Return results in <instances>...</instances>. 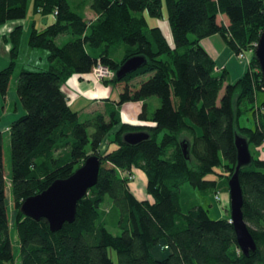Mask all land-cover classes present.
I'll return each mask as SVG.
<instances>
[{
    "label": "trees",
    "instance_id": "16d2710c",
    "mask_svg": "<svg viewBox=\"0 0 264 264\" xmlns=\"http://www.w3.org/2000/svg\"><path fill=\"white\" fill-rule=\"evenodd\" d=\"M86 1L82 8L89 3L95 14L91 22L67 0H32L33 11L53 14L54 22L42 30L33 25L28 37V47L47 51L49 63L47 70L22 69L16 79L23 114L8 127V179L0 133V264H114L108 249L115 252L116 264H264V160L256 152L264 143V97L257 107L263 84L252 45L264 30V0H165L173 48L145 17L161 18V0ZM28 2L0 0V25L25 19ZM218 14L227 17V26L217 23ZM21 33L18 25L6 38L10 59L0 70L1 98L17 65ZM63 35L71 40L57 46L56 38ZM212 35H220L235 56L251 52L248 69L232 84L200 45ZM134 56L143 57L144 64L116 78L117 69ZM98 63L114 73L103 83L122 84V89L116 102L108 101L102 113L80 122L62 87L73 75L90 74ZM143 76L148 77L132 84ZM149 97L159 100L150 115ZM127 102H142L141 124L121 122L120 108ZM248 111L253 129L239 127V117ZM132 132L146 133L148 139L128 145L123 136ZM235 135L247 141L252 158L239 170L243 218L256 244L249 256L238 248L230 218L209 219L196 195L228 192L236 166ZM105 140L108 147L102 151ZM92 155L100 160L98 180L78 201L73 222L53 233L46 220L20 212L27 198L68 178ZM133 168L144 173L152 203L130 191ZM211 174L219 178L207 179ZM7 182L16 210L12 224ZM108 225L120 234L113 235Z\"/></svg>",
    "mask_w": 264,
    "mask_h": 264
},
{
    "label": "rangeland",
    "instance_id": "374dc122",
    "mask_svg": "<svg viewBox=\"0 0 264 264\" xmlns=\"http://www.w3.org/2000/svg\"><path fill=\"white\" fill-rule=\"evenodd\" d=\"M67 1L69 2L73 11L82 13L84 16L83 11L85 10V8H82L83 0H67ZM85 2H87V1L85 0ZM161 5H162L161 6V14H162L161 21L164 22L167 20V8L165 5V0H161ZM145 17H147V20L149 21V22L147 21L148 24L150 26H153V24L155 23L154 19H151L146 14H145ZM53 22H54V15L53 14L42 15L41 13L34 12L32 9V0H29V2L27 4V15H26L25 19L18 20V21H9V22H6L5 24L0 25V70L3 69L4 67H6L9 63L10 43H9V41H6V38H9V34L12 31V29H14L18 25H21L22 26V32L25 35V34H27L28 30H29V34H30L31 29H32V26H31L32 24H34L38 30H42L47 25H50ZM10 26L12 27V29L11 30L8 29V31H7V27H10ZM5 29H6V31H3ZM23 33H21V38H20L19 54H18L17 59L15 60L17 65L15 66V68L13 70L11 80H10L14 92H15L16 79H17V77H18V75L22 69H26V70H30V71L47 70L48 69V63H49L47 51H45L43 49H38V50L36 49L39 53L38 52L37 53H30V51L32 49H30L28 47L27 42L24 44V46H22L23 44L21 43V40H22ZM70 40H71V37L69 35L59 36L56 38L55 44L57 46H61ZM36 50H33L31 52H34ZM121 57H122L121 53H118L115 55V58L117 60H120ZM243 63L246 64L245 62H243ZM247 69H248V65L246 64V70ZM73 77H75V76H73ZM147 77L148 76H143L139 79H136L132 83L136 84L137 82H139V80H146ZM111 79L112 78H110V79L107 78V79H103L100 81H96V80L95 81L96 82H103L104 80H111ZM69 80L70 79H68L66 81V83L63 85L64 88L67 85V83L69 82ZM104 85H106V84H104ZM106 86L115 88V85H112V84H108ZM263 97H264L263 92L262 93L258 92L256 94V100H257L256 105H257V107H261V104L263 102ZM86 98L87 99H79L74 105H72L73 100H71V109L74 112L78 113L80 122H83L87 119H90L91 117H93L97 113H102L104 111L103 107L100 104V103H103L102 100L95 99L92 101V99H90V97H86ZM96 100H98V101H96ZM126 104L127 105L124 107V110L128 111V109L130 108L128 105H135L136 103L135 102H127ZM145 104L147 105V113H148V115H150L159 106V100L156 97H149L146 99ZM141 105L140 104L138 105L139 109L141 108ZM120 119H121V122L124 124L129 123V122H126L129 120L126 117L125 112L121 111V108H120ZM123 119L126 121H123ZM238 123H239V127L253 129L255 126V120L253 117V112L248 111V112L242 114L239 117ZM132 124H134V123H132ZM136 124H139V123H136ZM198 132L200 133L199 130H198ZM162 135H163V132H161L159 134L158 140H160ZM107 147H108V145H107L106 140H105V142L101 146V150L104 151ZM109 149L112 150L113 149L112 146H109ZM3 151H5V153H6V156L3 158V170H4L5 177L8 179L9 174H10V167H11V164H10V141H9L8 133L3 135ZM258 155H260V153ZM215 171L217 173H221L220 169H216ZM137 172H138V170L133 168L129 173L132 176V181H129V189L135 195V197L138 200H140V201L146 200V201H149L150 203H152L151 197L146 194V190H145L146 189V181L144 184H140L139 180H138V176H137L138 173ZM218 178L219 177L216 176L215 174H211V175L207 176V179L217 180ZM6 192H7L6 193V195H7L6 196L7 211L9 213L10 224H12L14 221V218L16 217V210H15L13 203L11 201V198H10L9 183L8 182H7ZM216 193H219V195H220L219 200L215 199ZM196 195H197V203L200 206H202L205 210L208 211L207 215H208L209 219L217 220V219H228V218H230L229 194H228V192L224 191L223 188L217 189V191L211 192L209 195H199V194H196ZM107 207H108V205L105 206L104 208H107ZM107 229L113 235L120 234L118 229L112 227L111 225H108ZM11 242H12L13 252L15 254V257L18 258V256H19V245L16 241L14 230L11 231ZM157 251H158L157 253L156 252L154 253V254H156L155 256H158V254H160L159 256H161V253H160L161 250L157 248ZM108 255H109L110 259L112 260V262L114 264H116L117 257H116L115 252L112 249H108Z\"/></svg>",
    "mask_w": 264,
    "mask_h": 264
},
{
    "label": "water",
    "instance_id": "95a60500",
    "mask_svg": "<svg viewBox=\"0 0 264 264\" xmlns=\"http://www.w3.org/2000/svg\"><path fill=\"white\" fill-rule=\"evenodd\" d=\"M254 57L258 63L264 94V30L260 33L254 48ZM145 62L140 56H134L126 61L115 72L116 78L120 79L138 70ZM148 139L143 132L127 133L123 140L128 145H136ZM234 145L236 148V166L231 175L227 187L230 202V219L236 243L244 256H249L256 250L255 241L250 234L243 218V195L239 182V170L252 162L247 141L235 135ZM183 154H187V145L182 142ZM100 168V160L97 156L87 157L83 163L66 179H57L41 193L27 198L20 206V212L36 221L46 220L50 232L59 231L65 223H71L75 219L78 201L87 191L96 185Z\"/></svg>",
    "mask_w": 264,
    "mask_h": 264
},
{
    "label": "crops",
    "instance_id": "0c3cea01",
    "mask_svg": "<svg viewBox=\"0 0 264 264\" xmlns=\"http://www.w3.org/2000/svg\"><path fill=\"white\" fill-rule=\"evenodd\" d=\"M84 8L85 10L83 11V13L85 20L87 22L93 21L95 19V14L91 12V10L89 9V3H86ZM161 18H162V14H161ZM161 18L156 20L154 19L155 23L153 24V26H157L160 29L167 44L171 48H173V41H172V35L169 28V24L167 20L162 22ZM216 21L218 24H223L226 26L228 25V19L225 15L218 14L216 16ZM33 25L34 24H32L31 26ZM8 29L11 30L12 27L11 26L7 27V31ZM3 31H6V29ZM28 37H29V30L27 31V34L24 35L23 33L22 35V40H21V43L23 44L22 46H24V44L27 42ZM200 45L207 52V54L214 60L216 65V70H226L228 72L229 83L232 84L236 82L246 72V64L236 59V56L234 55L233 51L227 46V44L224 42V40L220 35H212L208 38H205L200 41ZM31 51L30 53L38 52L37 50L34 52ZM73 76L69 78L70 80L65 86V88L62 87V90L67 95L66 97H68L69 100H73L72 105H74L79 99H87L86 97H90L92 101L95 99L102 100L103 103L100 104L104 109V106L105 104H108V101L116 102L118 100L117 96L121 92L122 84L115 85V88H113L104 85L103 82H96L91 74L73 75ZM135 103H136L135 105H128L130 107L128 111L124 110V107L127 105L126 103L121 106V111L125 112V115L128 118L130 124L139 123L137 116L141 108L139 109L138 105L139 104L141 105L142 102H135ZM22 114L23 111L19 105L18 98L16 96V93L13 91V87L10 82L9 89L6 95L3 98L0 97V133H2V135L7 134L9 124L12 121L16 120L18 117H20ZM123 121L126 120L123 119ZM256 152L258 155L259 151ZM3 156L4 157L6 156L5 151H3ZM258 157L259 159L264 160V155H258ZM10 171H11V167H10ZM137 173H138L137 176L139 183L144 184L146 181V178H144L145 175L141 170H138Z\"/></svg>",
    "mask_w": 264,
    "mask_h": 264
},
{
    "label": "built area",
    "instance_id": "2783aa9c",
    "mask_svg": "<svg viewBox=\"0 0 264 264\" xmlns=\"http://www.w3.org/2000/svg\"><path fill=\"white\" fill-rule=\"evenodd\" d=\"M252 45L255 48L256 43H253ZM250 57H251L250 51H241L238 55H236V58L238 61L245 62L248 66L250 63ZM90 74L93 76V78L96 81H100V80L107 79V78L110 79V78H113L114 76V73L112 71H110L107 67H104L100 63L96 65V67L92 70ZM67 102H68V105H70L71 100H69L68 97H67ZM256 150L259 151L260 155H264V143L260 147L256 148ZM128 179L129 181H132L131 174L128 175ZM215 195H216L215 199L219 200L220 199L219 193H216Z\"/></svg>",
    "mask_w": 264,
    "mask_h": 264
}]
</instances>
